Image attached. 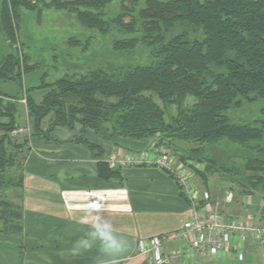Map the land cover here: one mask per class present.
<instances>
[{
  "label": "trees",
  "instance_id": "1",
  "mask_svg": "<svg viewBox=\"0 0 264 264\" xmlns=\"http://www.w3.org/2000/svg\"><path fill=\"white\" fill-rule=\"evenodd\" d=\"M112 2L0 0V33L9 44L0 52L4 234L24 233V209L10 195L22 199L31 137L53 142L57 126L80 124L76 141L90 149L97 147L83 133H99L102 127L125 138L161 135L182 152V161L205 163L198 174L206 187L220 173L240 194H264V0H122L118 12L110 14ZM47 9L64 11L80 26L108 37L117 60L104 59L53 82L43 76L38 85L25 84V77L40 65L31 63L20 36L25 11L40 20ZM5 83L17 91L5 90ZM36 91H43L40 102ZM23 97L34 132L18 139L13 133L26 125ZM257 104L258 116L252 121L238 123L228 115L231 109ZM173 106L176 113L169 115ZM223 143L248 152L241 155L243 165L219 163L212 150ZM235 157L228 155V160ZM98 172L103 179L121 177V168L112 169L106 162L98 164Z\"/></svg>",
  "mask_w": 264,
  "mask_h": 264
},
{
  "label": "crops",
  "instance_id": "2",
  "mask_svg": "<svg viewBox=\"0 0 264 264\" xmlns=\"http://www.w3.org/2000/svg\"><path fill=\"white\" fill-rule=\"evenodd\" d=\"M81 129L78 125L57 126L53 142L32 141L25 162L24 233H0V264H94L96 248L74 258L70 247L85 236L96 216L110 220L128 242L126 251L106 258V264H151L137 253L138 238L176 230L188 218V200L176 181L159 168L128 167L121 169V177H100L98 162L107 155L97 156L85 143L77 142ZM84 138L107 154L122 146L137 150L144 145L132 138L116 137L112 142L93 130H87ZM231 206L238 214H259L264 198L246 195L242 204ZM257 246L253 241L247 243L240 262L264 264V248ZM235 260V255L229 254L175 263L232 264Z\"/></svg>",
  "mask_w": 264,
  "mask_h": 264
},
{
  "label": "rangeland",
  "instance_id": "3",
  "mask_svg": "<svg viewBox=\"0 0 264 264\" xmlns=\"http://www.w3.org/2000/svg\"><path fill=\"white\" fill-rule=\"evenodd\" d=\"M121 3L122 0H113V2L108 6V12L110 14H115L116 12H118L121 7ZM43 14L44 15L41 17V19L37 20V17L35 15L29 12L27 13L25 11V19L20 31V36L24 44V50L32 57L31 63H40V65L35 70H33L30 74L25 77L24 83H27L28 86H35L40 84L41 78L43 76H45L47 82H53L66 73H72L77 71L83 72L87 70L88 67L95 65L104 59H110L113 61L117 60L118 52L112 48L111 41L108 37L102 36L94 30H89L80 26L72 16H70L64 11L47 9V11L45 10ZM127 20H129V17L127 18ZM75 40H77V42H75ZM8 49L9 44L5 40L3 35L0 33V52H5ZM3 86L4 89L7 91H17V87L14 86L12 83H5L3 84ZM42 92L43 91L34 92V96L37 102H40L42 100ZM23 99L26 98L23 97L22 100ZM22 100V109L26 111V114H24L26 125H22L21 128H19L13 133V135L18 139H23L26 136H32L34 132L33 119L27 111V100L26 102ZM259 106V104L245 105L240 109H231L229 110L228 115L235 122H249L258 116ZM168 113L169 115H173L174 113H176V108L174 106L169 108ZM76 125L82 128L80 124ZM81 133L82 132H80L78 136H80ZM99 134H101L105 139L111 140L112 142H115L114 140L117 138H125L109 134L106 127H102ZM34 139L35 138L32 136L30 141V152L28 154L26 149H23V153L27 154V157L32 151L31 143ZM136 140H139L140 142H142V144H144L143 147L137 150H129L128 148H124L122 146L121 148L116 149L115 152L107 154L103 150V148L97 145V148H93L91 150L97 156L107 155L106 159L100 160L98 164L100 162H106L112 169H124L128 167H155L165 172H168V170L164 167H161L156 162H153V155H160L161 148H163L164 145L168 147L171 154H173V156H176V158H178L179 160H181L180 158L183 155L182 152L176 151L175 149L167 145L166 142L170 140H161V135H156L152 138ZM191 147L192 145H185L183 148L189 149ZM212 153L218 158L220 164L226 166H231L232 164L230 165V162H234L235 164H237L236 166L243 165L244 154H248V152H245L244 150H238L237 148L230 146L228 143H223L220 147L217 148L214 147ZM228 155H237L238 157L232 158L229 161ZM27 157L24 159V162H26ZM114 157L122 159L126 157H132L133 160L125 164L124 166L117 165L115 167H112L109 160ZM144 157H146L147 159H144ZM196 170L199 171V169ZM224 176L220 173L212 176L209 182V186L207 187V189H209L212 194L214 193V198L218 200H222L226 192L232 190L231 186H234L238 190L236 185L227 181L226 177ZM236 189H233L234 193L236 194V197L231 205H233L235 202L242 204L243 197L248 195L240 194V191H237ZM22 194V199L13 198L12 195H10V197L18 201L25 210L24 191H22ZM249 195L260 196V198H264V194L260 191ZM231 205L229 206L227 211L230 212V214L234 215L231 212V210L233 209ZM236 209L235 207L233 209V212H236V215L234 216H246V214L250 213L248 211H242L238 214V209L237 211ZM250 214L253 216V222L259 225H264L263 209L260 211L259 214ZM172 231L174 230H170L167 232ZM172 244L173 243L169 244L168 251L171 250ZM260 247L261 249L263 248L262 246H259L258 248ZM21 248L22 246L20 247V249ZM148 260L151 264H156L149 258ZM176 261L177 259H172L171 264H174ZM190 261L196 260L189 259L187 262ZM232 264H245V261L240 262L238 260H235Z\"/></svg>",
  "mask_w": 264,
  "mask_h": 264
},
{
  "label": "built area",
  "instance_id": "4",
  "mask_svg": "<svg viewBox=\"0 0 264 264\" xmlns=\"http://www.w3.org/2000/svg\"><path fill=\"white\" fill-rule=\"evenodd\" d=\"M22 101L26 102V99ZM177 159L165 145L160 155H153V162L168 170L167 173L188 200L189 216L180 228L172 232L138 238L137 253L156 264H171L172 259L187 262L189 259L229 254L243 261L247 243L253 241L264 248V225L253 222L250 213L234 216L227 211L236 197L234 191H227L222 200L215 199L196 170H205V163ZM132 160V157H114L109 162L115 167L124 166ZM170 243L173 244L168 251Z\"/></svg>",
  "mask_w": 264,
  "mask_h": 264
},
{
  "label": "clouds",
  "instance_id": "5",
  "mask_svg": "<svg viewBox=\"0 0 264 264\" xmlns=\"http://www.w3.org/2000/svg\"><path fill=\"white\" fill-rule=\"evenodd\" d=\"M127 244L110 220L96 216L85 236L71 244L70 253L78 258L96 248L98 255L94 257V264H106V258H116L125 252Z\"/></svg>",
  "mask_w": 264,
  "mask_h": 264
}]
</instances>
